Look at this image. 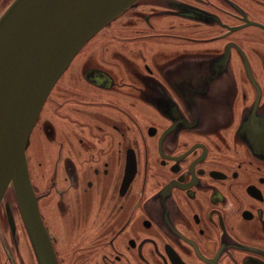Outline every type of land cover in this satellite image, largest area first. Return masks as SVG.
<instances>
[{
  "label": "flooded vegetation",
  "instance_id": "flooded-vegetation-1",
  "mask_svg": "<svg viewBox=\"0 0 264 264\" xmlns=\"http://www.w3.org/2000/svg\"><path fill=\"white\" fill-rule=\"evenodd\" d=\"M120 16L134 36L74 67L115 19L90 39L28 141L58 263L264 264V0H140ZM0 264H39L9 192Z\"/></svg>",
  "mask_w": 264,
  "mask_h": 264
},
{
  "label": "water",
  "instance_id": "water-1",
  "mask_svg": "<svg viewBox=\"0 0 264 264\" xmlns=\"http://www.w3.org/2000/svg\"><path fill=\"white\" fill-rule=\"evenodd\" d=\"M139 1L12 0L0 15V204L12 189L39 264L59 263L30 175V135L78 52Z\"/></svg>",
  "mask_w": 264,
  "mask_h": 264
},
{
  "label": "rangeland",
  "instance_id": "rangeland-1",
  "mask_svg": "<svg viewBox=\"0 0 264 264\" xmlns=\"http://www.w3.org/2000/svg\"><path fill=\"white\" fill-rule=\"evenodd\" d=\"M10 4V1L8 0H0V15L3 13V11L8 7V5ZM121 16L118 19H115L111 25H109L108 27H106V29L103 31H101L102 33H100V35L95 38L89 45H87L80 53L79 55L76 57V59L74 60V64L73 66H77V64H79V62L86 57V55L91 52V51H95L98 52V56H101L103 51H105V48L107 46H110L111 49H120L123 48V44L119 43V41H123L122 39L124 38H129V37H133L135 34V31L133 29L131 30H127V31H120L117 29V26L120 24L121 22ZM119 20V21H118ZM108 33H113L119 36L118 39H115L113 37H109L107 41H105L104 37L108 34ZM128 48V47H125ZM130 48L132 49H143L145 51H149L152 48V44L149 41H145V42H139L136 45L134 43H132L130 45ZM105 57H107V55L104 54ZM78 59V60H77ZM77 60V61H76ZM9 194H14V191L12 189L8 190ZM7 192V194H8ZM6 194V195H7Z\"/></svg>",
  "mask_w": 264,
  "mask_h": 264
}]
</instances>
